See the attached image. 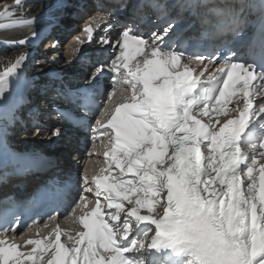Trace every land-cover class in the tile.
Listing matches in <instances>:
<instances>
[{
  "label": "snow or ice",
  "instance_id": "6c2138e0",
  "mask_svg": "<svg viewBox=\"0 0 264 264\" xmlns=\"http://www.w3.org/2000/svg\"><path fill=\"white\" fill-rule=\"evenodd\" d=\"M23 4L4 6L0 17L10 24L2 27L19 22ZM260 5L247 54L228 48L224 56L217 48L193 56L170 46L174 22L150 33L128 23L113 35L115 7L96 0V14L82 35L106 54L94 64L90 83L111 74L110 103H104L92 128L107 137L108 166L101 171L109 175L89 176L85 170L70 217L82 230L72 235L69 229L66 245L57 224L55 252L47 264H264V0ZM242 14V9L229 12L224 31L244 28ZM75 39L85 44L81 36ZM26 59L20 53L7 72L19 79ZM5 76L0 72V98L8 87ZM59 134L60 129L53 132ZM85 192L94 194V207ZM101 196L111 209L106 213ZM16 227L18 222L0 229V264L23 255L7 234ZM24 243L39 248L43 241ZM37 248L27 260L36 259Z\"/></svg>",
  "mask_w": 264,
  "mask_h": 264
},
{
  "label": "bare ground",
  "instance_id": "6f19581e",
  "mask_svg": "<svg viewBox=\"0 0 264 264\" xmlns=\"http://www.w3.org/2000/svg\"><path fill=\"white\" fill-rule=\"evenodd\" d=\"M79 1L80 0H24L23 8L25 10V15L22 17H18L19 22L7 28H4L2 26L5 24H10V21L0 17V40L3 41L0 42V72L6 73L5 79L8 81V87L4 92V96L0 98V134H5L6 138L9 139V143H11L12 146H15L17 149H23V147L28 145L29 142L27 140H33L35 142V145H37V142L39 140L38 138H40L41 136L40 132H37L38 134H30L25 129L24 132L26 133L28 139H26L25 137V139L22 138L23 140L19 141L16 138H12L11 134H13L14 136L20 132V128L17 126L19 120H17L15 116H1L2 108L7 105L8 100L13 94L12 75L14 72L8 73L7 69L10 67L11 63L15 61L16 57L20 53L27 54V59L23 63L22 71L26 78L32 80L30 89H28V95L36 97L40 93V90L49 88L50 93H53L54 96L57 97L49 99L48 108L50 109V114L53 118L49 126L39 125L35 127L36 130H39V128H43L49 131L51 129L56 130L57 128H59V126L63 125V120L59 116H57V112L55 110L57 103H60L62 94L67 95V91L70 90L73 93V96L78 99L79 96H84V94L81 93L82 85L88 84L90 88H95L94 86L96 83H90L91 74H89V72L92 67L91 63L95 58H105L106 54L105 56H101L100 51L97 54L92 52V49L97 47V45L94 43L89 47V49H87L85 61H80L79 59L75 58L74 53L71 54V49L73 46H75V38L80 35V32L73 33L72 43H68L66 46L65 53L68 56L67 59L64 58L63 60H60L58 62L52 58H48V56L45 55L46 51L49 52L50 50L59 46V41H61L59 39L61 37L63 38L64 35H68V31L77 28L76 22L81 18V13L84 11L85 7L87 5L90 6L92 0H82V3H80ZM188 1L190 0H174L173 4L171 5L169 4V0L166 13L169 12L168 10L173 8H175L176 13L178 7L182 6L184 11L183 16L180 18V21L186 22L187 19H189V14L192 9V3H189ZM0 2V12H3L5 5L15 4V0H0ZM244 2L245 0H225V4L223 5L228 6L229 4H231L233 7L237 8L245 4ZM88 9L89 8H87V11ZM17 11H19V9ZM88 12L87 15H89L88 17H90V14ZM32 17H36L33 23L29 24L25 22L27 20H30ZM85 17L88 18L87 16ZM158 28L160 27H155L152 31H155ZM33 32L38 35V43L34 41V36L32 35ZM25 39L26 42L21 44L20 41ZM54 43L56 44V46L52 47ZM54 55L57 56V53H55ZM73 65L75 66V68H71V66ZM107 84L109 87H111V82ZM116 95H119V92H117ZM99 96L100 94H97L96 99L99 100ZM235 99L236 97L233 98V101H235ZM60 105L62 106L63 104ZM230 109L231 105H229V110ZM82 115L87 118L90 117V114L85 111L82 113ZM20 116L24 117L25 113H21ZM25 117H27V115ZM92 128L93 126L89 127V130H86V127L84 125L81 136L77 138L72 136V134L66 136L67 140L72 141V143H70L62 152H60V158L57 157L56 159L57 161H60V163L57 164V167H60V172L63 175H72L74 179L73 193L77 188L80 187L79 168L81 166H85V169L88 171L89 176L95 174L109 175L107 171H101L102 169H106L108 166L105 162V158H102L100 154L98 155L97 153H94V147L98 141V138L97 133H94L92 131ZM9 132L12 133L9 134ZM11 140H13V142ZM89 143L92 148L84 150V147ZM83 150L85 151V154L83 153ZM19 160L25 161L24 163L26 165L25 169L22 170V176H15L16 174L14 173V168L17 167V164H12V166L8 165L0 167V196H6V194L13 192L18 193L20 191L18 184L21 182H23L25 185L22 191L29 192L33 187L32 182H34V180L38 179L42 175H48L46 173H42L44 167H41L39 164H37L35 169L31 168L29 162L33 159H29L28 157H26ZM43 160L45 161L46 159ZM259 165L260 161L258 159L253 173L255 176H257V181L259 176ZM112 167L113 169H115L114 164L112 165ZM116 171L119 170L116 169ZM116 171L113 172L116 173ZM11 177L15 178V182L13 184L7 183L8 179H10ZM126 178L132 179L133 177L131 176V174H128ZM109 180L113 182L111 175L109 176ZM38 182L41 181L38 180ZM93 188L95 189V187ZM82 191L83 186L80 193ZM84 194L89 196V200L95 201L94 194H89L87 192H85ZM69 195V198L71 199V197H73L72 192H70ZM100 201L101 204H103L105 212L111 210L108 209V201L105 200L102 196L100 197ZM122 202L125 205V201ZM127 207L128 206L126 205L125 208ZM71 213H69V209L63 207L56 221V226L57 224H59L60 228H62L65 222V225H70V227L74 229V225L71 223L70 219ZM66 217H68V219H66ZM62 218L65 220L64 222L62 221ZM54 228L55 226L53 225H46L34 231H29L28 233L13 235L11 238H14L18 242V244L20 245L18 251L23 255L14 257L9 261V264L13 260H15V258H19L21 260L27 259L26 257L29 252L25 250V247L28 245L24 243L25 240L31 239L43 241L42 245L36 252L37 259L38 257H41L43 255V252L46 250L45 243L47 242L48 238H51V244L53 246L50 248L52 250L51 256L49 258H45L44 264H47V261L51 259L52 254L55 252L54 240L49 235L50 232L53 233ZM71 234L75 235L74 231ZM104 254L105 253H103L102 251V255Z\"/></svg>",
  "mask_w": 264,
  "mask_h": 264
},
{
  "label": "rangeland",
  "instance_id": "374dc122",
  "mask_svg": "<svg viewBox=\"0 0 264 264\" xmlns=\"http://www.w3.org/2000/svg\"><path fill=\"white\" fill-rule=\"evenodd\" d=\"M1 3V2H0ZM68 30H70V29H68ZM67 30V31H68ZM78 31H80V29H79V21L77 22V28H74V29H71V31H68V35H64L63 36V38L61 37L59 40H61V41H59V46L58 47H56V48H54V49H52V50H50L49 52L48 51H46V53H45V55L46 56H48V58H52V59H54L55 61H60V60H63L64 58L65 59H67L68 58V56H67V54L65 53L66 52V46H67V44H68V41H70L68 38L74 33V32H78ZM71 32H73V33H71ZM67 36H68V38H67ZM43 46H45V45H43ZM63 46V47H62ZM45 49H47V48H45ZM55 53H57V56L59 57H57V56H55L54 54ZM51 56H55V57H51ZM63 58H62V57ZM62 59H61V58ZM71 68H75V66L73 65V66H71ZM78 68V67H77ZM92 71H93V68H91L90 69V72H89V74H91L92 73ZM81 72V71H80ZM80 72H78V73H80ZM76 74V73H75ZM88 75V74H87ZM47 76H48V74H47ZM55 85V84H54ZM89 149V146L88 145H86L85 147H84V150H88ZM83 150V153L85 154V151ZM85 166L83 165V166H81L80 168H79V184H82L83 183V175H84V172H85ZM130 199H135V196H130ZM129 206V204H128V201H125V206ZM155 208H159V205H155L154 206ZM147 211V209H141V212H146ZM49 244H51V242L50 241H47L46 243H45V246H47V245H49ZM29 245V246H28ZM26 247H25V250L26 251H28V252H30L33 248H37V246L36 245H33V244H28ZM39 248H37V250H38ZM51 252H52V250L49 248V247H46V250L43 252V255L41 256V257H38L37 259H35V260H32V261H29V260H27V259H25V260H21V259H19V258H15V260H13L10 264H16V260H19L20 261V264H44L45 263V258H49L50 256H51Z\"/></svg>",
  "mask_w": 264,
  "mask_h": 264
}]
</instances>
